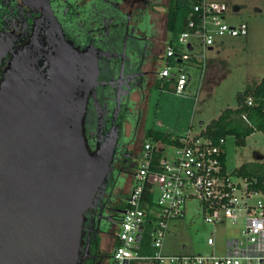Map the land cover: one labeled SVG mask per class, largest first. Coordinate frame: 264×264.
<instances>
[{"label":"water","instance_id":"95a60500","mask_svg":"<svg viewBox=\"0 0 264 264\" xmlns=\"http://www.w3.org/2000/svg\"><path fill=\"white\" fill-rule=\"evenodd\" d=\"M58 42L43 50L49 69L34 66L42 53L27 60L31 46L0 81V264H85L87 216L109 173L108 152L91 154L84 137L96 65Z\"/></svg>","mask_w":264,"mask_h":264},{"label":"flooded vegetation","instance_id":"af4514ba","mask_svg":"<svg viewBox=\"0 0 264 264\" xmlns=\"http://www.w3.org/2000/svg\"><path fill=\"white\" fill-rule=\"evenodd\" d=\"M171 2L0 0V81L14 56L31 46L36 51L27 60L42 53L34 66L37 71L49 69L45 57L49 51L43 50L55 51L58 40L87 54L96 65L98 100L88 101L84 137L91 154L108 152L109 173L87 216L85 264H114L131 193L128 186L134 180L144 138L154 131L147 122L153 89L162 90L158 68L172 34L168 31ZM116 130L119 136L112 145Z\"/></svg>","mask_w":264,"mask_h":264},{"label":"built area","instance_id":"2783aa9c","mask_svg":"<svg viewBox=\"0 0 264 264\" xmlns=\"http://www.w3.org/2000/svg\"><path fill=\"white\" fill-rule=\"evenodd\" d=\"M229 12L223 0H196L192 5L193 18L186 30L178 35L177 44L171 40L165 48V60L159 71L164 83L173 82L174 92L182 95L190 77L173 69L191 59L197 48L212 50L224 37H246V23L230 24ZM198 42L193 43L192 39ZM197 64L204 73L207 57ZM201 89V88H200ZM249 104H252L249 102ZM174 139V138H173ZM175 143L144 142L141 166L135 174V184L129 196L126 212L120 223V246L114 252V264H132L145 261L152 264H264V193L257 189L258 180L239 177L229 169L225 171L222 156L226 152V139L214 143L201 135L180 136ZM172 148L167 154L165 146ZM152 195V204L148 196ZM194 202L192 216H198L208 225H238L244 220L243 238L227 241V254L217 255L216 240L210 235L206 244L209 254H166L165 241L170 223L187 217L188 202ZM143 227L151 238L152 254L139 252L137 236ZM214 232H216L214 230Z\"/></svg>","mask_w":264,"mask_h":264},{"label":"rangeland","instance_id":"374dc122","mask_svg":"<svg viewBox=\"0 0 264 264\" xmlns=\"http://www.w3.org/2000/svg\"><path fill=\"white\" fill-rule=\"evenodd\" d=\"M228 8L226 20L230 24L246 23V37H224L217 40L212 50L197 48L191 59L176 66L172 73L182 71L190 82L182 95L172 91V83L162 90L153 89L147 126L148 129L168 133L171 137L199 135L203 129L221 112L237 107V95L248 86L264 79V0H223ZM179 37L168 34V40L177 44ZM197 43V38L192 39ZM207 57V69L197 66L202 57ZM163 64L159 65L161 70ZM169 83V82H167ZM201 88V89H200ZM145 142L152 138L145 136ZM167 154L172 153L169 145ZM227 165L230 171L247 163H264V134L256 132L247 139L245 147H238L234 140L227 141ZM139 157L135 171L141 166ZM135 179L130 180L128 189L132 191ZM194 202H188L187 217L170 223V233L166 238V254H209L206 244L212 235L216 240L217 255L227 254V241L230 238H243L244 220L238 225H208L198 216H192ZM214 230L216 232H214ZM132 264H152L136 261Z\"/></svg>","mask_w":264,"mask_h":264},{"label":"trees","instance_id":"16d2710c","mask_svg":"<svg viewBox=\"0 0 264 264\" xmlns=\"http://www.w3.org/2000/svg\"><path fill=\"white\" fill-rule=\"evenodd\" d=\"M196 0H172L168 12V31L175 36L186 30V25L193 18L192 5ZM251 102L252 104H249ZM256 132L264 134V79L254 85L248 86L237 95V107L228 108L221 112L217 119L212 120L201 135L214 143L221 139L232 138L238 147H245L247 139ZM148 138L165 143H175L168 134L158 131H150ZM226 148V147H225ZM223 167L228 170L226 160L227 153L222 156ZM239 177L256 179L259 181L257 189L264 193V163L242 164L232 171ZM152 195L148 196L152 204ZM120 246V242L118 247ZM151 238L147 232L143 235L139 252L143 256L152 254Z\"/></svg>","mask_w":264,"mask_h":264},{"label":"crops","instance_id":"0c3cea01","mask_svg":"<svg viewBox=\"0 0 264 264\" xmlns=\"http://www.w3.org/2000/svg\"><path fill=\"white\" fill-rule=\"evenodd\" d=\"M170 41H171V40H168L167 43L170 42ZM166 45H167V44H166ZM170 83H172L171 89H172V91H174V83H173V82H169V83L166 82V86H167L168 84H170ZM166 86H165V84H164V87H162V89H164ZM203 130H204V129H203ZM166 134H168V133H166ZM168 135L171 137L170 134H168ZM179 137H180V136H179ZM172 138L175 139V138H178V137H172ZM226 153H227V148H226ZM227 159H228V154H227ZM226 164H227V160H226ZM240 166H241V165H240ZM240 166H239V167H240ZM239 167H237V168H239ZM227 168H228V165H227ZM228 169H229V168H228ZM235 169H236V168H235Z\"/></svg>","mask_w":264,"mask_h":264}]
</instances>
